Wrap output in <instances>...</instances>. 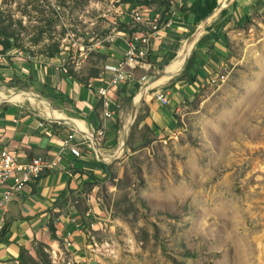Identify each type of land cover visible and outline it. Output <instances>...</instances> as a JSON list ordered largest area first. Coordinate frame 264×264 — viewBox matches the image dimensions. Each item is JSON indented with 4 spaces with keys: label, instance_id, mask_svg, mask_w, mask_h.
<instances>
[{
    "label": "rangeland",
    "instance_id": "obj_1",
    "mask_svg": "<svg viewBox=\"0 0 264 264\" xmlns=\"http://www.w3.org/2000/svg\"><path fill=\"white\" fill-rule=\"evenodd\" d=\"M56 1L0 0V42L11 36L10 49L32 56L57 44L78 60L97 30L89 22L114 0ZM250 27L252 58L236 83L225 78L180 102L170 132H150L139 114L123 150L101 152L103 172L72 198L94 249L82 264H264V18ZM184 65L145 96L186 76ZM162 69L128 98L122 130L132 100ZM37 244L23 264H80L63 239Z\"/></svg>",
    "mask_w": 264,
    "mask_h": 264
},
{
    "label": "crops",
    "instance_id": "obj_2",
    "mask_svg": "<svg viewBox=\"0 0 264 264\" xmlns=\"http://www.w3.org/2000/svg\"><path fill=\"white\" fill-rule=\"evenodd\" d=\"M168 1L170 5L165 11L153 0H136L133 4L114 0L98 15L102 20L89 22L97 30L88 32L87 43L78 48V60L70 56L67 47L59 48L52 56H32L0 47V149L7 148L25 162L35 156H56L61 152L62 139L71 131L77 139L93 136L91 146L80 147L79 158L62 152L57 168L45 172L17 193L0 214L4 229L0 234V264H20L21 252L34 256L37 243L53 245L49 224L53 225L57 238L69 242L66 248L74 261L82 264L90 247L93 249V245L86 243L88 227L82 223L72 198L85 195L89 174L99 176L104 170L105 160L96 155L95 149L103 157L104 153L120 147L126 129H121V123L128 98L151 68L170 69L192 34L190 29L200 23L194 26L188 11L196 0ZM154 18L158 19L159 27L155 32L150 29ZM263 18L264 0H236L232 11L212 18L189 55L196 63L194 81L170 80L162 91L151 90L139 103L136 113L142 115L141 125H146L150 132H170L173 113L180 109V102L190 101L202 90L212 88L208 83L210 78L222 74L236 83L242 72L239 67H247L252 58L254 43L250 26L261 23ZM168 19L169 25H163ZM136 33H151L147 53L151 68L132 71L124 84L109 92L110 116L104 117L95 94L100 81L108 77L103 67L122 57L125 41ZM213 34L217 35L216 41H212ZM157 93L166 96L167 102L157 100ZM136 101L133 99L131 104ZM45 115L63 120L52 124L51 135L37 127L38 120ZM1 191L0 187V195ZM87 211L86 215L91 209ZM95 227L93 224L92 229Z\"/></svg>",
    "mask_w": 264,
    "mask_h": 264
},
{
    "label": "built area",
    "instance_id": "obj_3",
    "mask_svg": "<svg viewBox=\"0 0 264 264\" xmlns=\"http://www.w3.org/2000/svg\"><path fill=\"white\" fill-rule=\"evenodd\" d=\"M168 1V0H164ZM163 25H169V19ZM158 19L152 20L150 29L155 32L158 30ZM151 33H136L125 41L126 49L120 59L114 64L105 65L104 72L108 77L102 79L100 85L96 88L95 94L103 107L104 117H109V107L112 105V99L109 92L124 84L132 75V71L141 69L149 70L150 63L147 62V53L150 47ZM225 77L222 74L216 75L208 80L209 85H217L224 82ZM156 99L166 103V96L160 93L156 94ZM56 120L45 115L37 122V127L46 135L53 132L52 124ZM93 136H82L80 139L75 137V132L67 133L62 139L61 152L53 158L35 156L25 162L18 160L16 154L7 148L0 149V214L6 211V208L12 198L23 191L24 188L36 182L42 174L57 168L62 160V152H67L73 158L81 156V146L88 144ZM91 146V145H90ZM3 226L0 223V231ZM69 246V242H66Z\"/></svg>",
    "mask_w": 264,
    "mask_h": 264
},
{
    "label": "water",
    "instance_id": "obj_4",
    "mask_svg": "<svg viewBox=\"0 0 264 264\" xmlns=\"http://www.w3.org/2000/svg\"><path fill=\"white\" fill-rule=\"evenodd\" d=\"M236 0H216V5L215 7L200 21V23L195 27L194 31L192 32V34L188 37V39L186 40V43L184 45L183 48V61L182 64L180 66V68L174 72V73H170L167 71V68H164L163 70H161L159 73H157L140 91V95L138 97V100L136 102H134L132 104L131 107V111H130V116L128 119V123L124 132V136L121 142L120 147L118 148V152H120L121 150H123L125 143H126V138H127V134L130 130V127L132 125V123L135 120L136 117V113L139 107V103L141 102V100L143 99V97L145 96V94L147 93V90L152 88L153 86H155L157 84L158 81H160L163 78H170L172 77L174 74L178 73L179 70L182 68V66L185 64L186 60L188 59L190 52L193 48V45L195 44V42L199 39V37L201 36V34L204 32L205 28L207 27V25L209 24V22L211 21L212 18H214L215 16L221 14L224 11H232L234 8V3ZM190 45V48L188 49L187 47ZM20 92H17V94H19ZM58 120V119H56ZM59 122L63 121V120H58ZM96 151V155L100 158H103L101 156V154L98 152L97 149H95ZM115 157V155H113L110 158ZM88 264H99L98 262L92 260L90 261Z\"/></svg>",
    "mask_w": 264,
    "mask_h": 264
},
{
    "label": "trees",
    "instance_id": "obj_5",
    "mask_svg": "<svg viewBox=\"0 0 264 264\" xmlns=\"http://www.w3.org/2000/svg\"><path fill=\"white\" fill-rule=\"evenodd\" d=\"M72 1V0H71ZM123 2H127V3H135L136 0H122ZM154 3H157L158 6H160L161 8H163V10H167V8L169 7V1H165V2H160L158 0H153ZM57 7L58 8H62L65 6V2L64 0H57ZM216 5V0H196L192 6H190L188 8L189 13L192 15L193 20H194V26L197 25ZM208 27L205 28V30H207ZM194 30V27H192L190 29V33H192ZM212 41H216L217 40V35L213 34L212 35ZM13 38L11 36H6L5 40L2 41V43L0 42V47L3 50H7L12 46L13 43ZM59 51V47L58 45H52L45 54L42 53V55H46V56H52L54 53H57ZM196 67V63L194 61V57L191 55L189 57V59L186 61L185 65H184V71H187V75L184 76L183 78H185L189 83L194 81V73H195V68ZM192 68V72L190 74H188V70ZM68 73L75 79L79 78L76 76V74H74V72H72L71 70H68ZM49 229V235H50V239L54 240V239H58L54 233L55 229L53 227L52 224H49L48 226ZM4 229L2 228V230L0 231V234L2 233ZM38 244H35V246ZM35 252V250H34ZM26 256H31L28 254L27 251H22L20 254V258H21V262L20 264H23L24 260L26 259Z\"/></svg>",
    "mask_w": 264,
    "mask_h": 264
},
{
    "label": "bare ground",
    "instance_id": "obj_6",
    "mask_svg": "<svg viewBox=\"0 0 264 264\" xmlns=\"http://www.w3.org/2000/svg\"><path fill=\"white\" fill-rule=\"evenodd\" d=\"M187 48L189 49L190 45ZM182 61H183V49L181 50V52H180L179 56L177 57L176 61L173 63L174 67L171 66L170 69L168 70V72H170V73L176 72L180 68V66L182 64ZM166 79L167 78H163L160 81H158L157 83L163 82ZM24 96H26V95L24 94ZM4 98H8L10 100L12 99V98H10V96H4ZM137 99H138V96H137L136 99H134V101H136Z\"/></svg>",
    "mask_w": 264,
    "mask_h": 264
}]
</instances>
